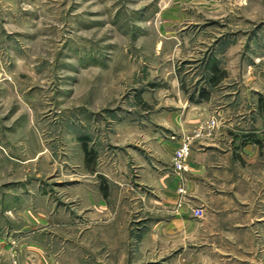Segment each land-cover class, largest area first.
<instances>
[{
	"label": "rangeland",
	"instance_id": "1",
	"mask_svg": "<svg viewBox=\"0 0 264 264\" xmlns=\"http://www.w3.org/2000/svg\"><path fill=\"white\" fill-rule=\"evenodd\" d=\"M173 83L264 104V0H0V264H21L29 213L82 202L74 188L134 202L108 264H264L240 247L253 239H197L141 176L120 183L114 139L132 127L118 119ZM85 149L106 175L89 176Z\"/></svg>",
	"mask_w": 264,
	"mask_h": 264
},
{
	"label": "crops",
	"instance_id": "2",
	"mask_svg": "<svg viewBox=\"0 0 264 264\" xmlns=\"http://www.w3.org/2000/svg\"><path fill=\"white\" fill-rule=\"evenodd\" d=\"M174 84L156 89L158 97L144 103L138 119H118L117 127H132L114 139L120 183L125 175L141 176L134 181L146 185L149 195L158 191L156 205L176 209L169 223H181L186 230L194 223L197 239L211 244L253 239L255 246L240 247L264 252L263 100L239 103L236 91L227 87L189 94ZM183 137L191 139V151L177 175L172 155ZM84 151L89 176L106 175L94 168L95 155ZM124 159L131 161L130 169ZM92 191L75 193L74 188L82 202L67 207L58 202L29 213L20 226L27 230L20 243L21 264H108L109 253H116L114 240L129 233L123 212L134 202H107L106 191L103 197ZM194 209L202 215L195 216Z\"/></svg>",
	"mask_w": 264,
	"mask_h": 264
},
{
	"label": "built area",
	"instance_id": "3",
	"mask_svg": "<svg viewBox=\"0 0 264 264\" xmlns=\"http://www.w3.org/2000/svg\"><path fill=\"white\" fill-rule=\"evenodd\" d=\"M191 151V139L189 137H183L172 155V162L174 171L179 174L185 169V162ZM181 191V189H179ZM193 214L195 216H201V209H194Z\"/></svg>",
	"mask_w": 264,
	"mask_h": 264
},
{
	"label": "trees",
	"instance_id": "4",
	"mask_svg": "<svg viewBox=\"0 0 264 264\" xmlns=\"http://www.w3.org/2000/svg\"><path fill=\"white\" fill-rule=\"evenodd\" d=\"M255 141H258V140H255Z\"/></svg>",
	"mask_w": 264,
	"mask_h": 264
}]
</instances>
